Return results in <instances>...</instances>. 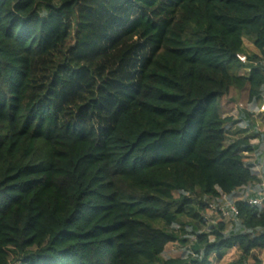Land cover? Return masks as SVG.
Returning a JSON list of instances; mask_svg holds the SVG:
<instances>
[{"label": "trees", "instance_id": "trees-1", "mask_svg": "<svg viewBox=\"0 0 264 264\" xmlns=\"http://www.w3.org/2000/svg\"><path fill=\"white\" fill-rule=\"evenodd\" d=\"M263 104L264 0H0V264H264Z\"/></svg>", "mask_w": 264, "mask_h": 264}, {"label": "rangeland", "instance_id": "rangeland-1", "mask_svg": "<svg viewBox=\"0 0 264 264\" xmlns=\"http://www.w3.org/2000/svg\"><path fill=\"white\" fill-rule=\"evenodd\" d=\"M245 44H247V46L249 47V52H251L250 49L253 51L252 49L253 46L248 41H245ZM241 57L245 62H247L246 56L242 55ZM220 105H221L222 112H223V118L231 117L237 121L240 120L239 115H240L241 110L251 109L250 107L246 106V94L237 95L234 91H232L230 95H228L226 98L221 100ZM250 120H252L256 128L262 134H264V104L261 108H259V110H255V113H253V116L250 118ZM247 127L248 126H246V120H243L242 122L236 125H233L231 133L229 135L230 138L232 139L240 138L241 134H239V132H241L242 130H245ZM249 130H252V129H249ZM236 133L238 134L236 135ZM244 134L243 136L245 137L251 135L250 132H247ZM258 140H259V137L255 139H251V143L258 144L259 143ZM257 159H258V155L256 153L247 154V162L254 164L255 170L259 173L260 178H262L263 169H264V154L261 156V159L259 160V162L257 161ZM215 216L216 215L211 214V212H209L207 217H209V219L211 218L212 220V217H215ZM224 222L227 224V227L230 228L231 225L229 224L228 218H226ZM182 252H183V249L176 243L170 244L166 248V254L169 257L179 258L182 256ZM257 255L264 260V250L261 252H258ZM238 260H239V253L236 250H229V251H226L225 256L220 261H214L213 264H233L237 262Z\"/></svg>", "mask_w": 264, "mask_h": 264}, {"label": "built area", "instance_id": "built-area-1", "mask_svg": "<svg viewBox=\"0 0 264 264\" xmlns=\"http://www.w3.org/2000/svg\"><path fill=\"white\" fill-rule=\"evenodd\" d=\"M240 59H241L243 62H245V61L242 59V57H240ZM223 198H225V197H223ZM250 203H251V204H254V205H260V204L262 203V201H260V200H256V201H251ZM227 208H228L227 210H226L225 208H221V210L223 211V214H224V216H225L226 218H229V216L231 215V213H234L235 215L238 214V211H237V209L235 208L234 205H228Z\"/></svg>", "mask_w": 264, "mask_h": 264}, {"label": "crops", "instance_id": "crops-1", "mask_svg": "<svg viewBox=\"0 0 264 264\" xmlns=\"http://www.w3.org/2000/svg\"><path fill=\"white\" fill-rule=\"evenodd\" d=\"M245 46H246V48H247L248 51H249V47L247 46V44H245ZM252 49H253L254 52H253L251 49H250V51L253 52V53H255L256 50L254 49V47H253Z\"/></svg>", "mask_w": 264, "mask_h": 264}]
</instances>
